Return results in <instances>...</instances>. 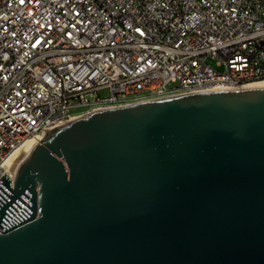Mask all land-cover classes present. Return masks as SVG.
Masks as SVG:
<instances>
[{
    "label": "water",
    "instance_id": "95a60500",
    "mask_svg": "<svg viewBox=\"0 0 264 264\" xmlns=\"http://www.w3.org/2000/svg\"><path fill=\"white\" fill-rule=\"evenodd\" d=\"M45 135L0 179V264H264V87Z\"/></svg>",
    "mask_w": 264,
    "mask_h": 264
},
{
    "label": "built area",
    "instance_id": "2783aa9c",
    "mask_svg": "<svg viewBox=\"0 0 264 264\" xmlns=\"http://www.w3.org/2000/svg\"><path fill=\"white\" fill-rule=\"evenodd\" d=\"M262 40L264 0H0V179L13 189L12 151L84 110L264 80Z\"/></svg>",
    "mask_w": 264,
    "mask_h": 264
},
{
    "label": "bare ground",
    "instance_id": "6f19581e",
    "mask_svg": "<svg viewBox=\"0 0 264 264\" xmlns=\"http://www.w3.org/2000/svg\"><path fill=\"white\" fill-rule=\"evenodd\" d=\"M262 78H264V71H262ZM254 81V82H253ZM257 81V74H247L246 76H236L235 77V84H245L243 86H240L239 88H260L264 87V80H258ZM251 82V83H249ZM182 83L184 85H192V78L189 76H182ZM220 88V81H213L210 82V89L218 90ZM239 88H234V89H239ZM230 88H224L221 90H226ZM122 107H109V106H95L92 107L88 110H92L91 112L85 114V115H75L72 116L68 121H66L62 127H66L72 123H75L83 118H86L88 116L101 113V112H106V111H111L115 109H119ZM92 113V114H91ZM46 135L41 136V137H36V138H30L26 141H24L21 145L16 147L12 153L7 157L4 163V169L9 172L11 175H15L18 168L20 165L23 163L24 159L27 157V155L32 151L34 146L38 144L40 141L45 139Z\"/></svg>",
    "mask_w": 264,
    "mask_h": 264
},
{
    "label": "rangeland",
    "instance_id": "374dc122",
    "mask_svg": "<svg viewBox=\"0 0 264 264\" xmlns=\"http://www.w3.org/2000/svg\"><path fill=\"white\" fill-rule=\"evenodd\" d=\"M254 82V81H253ZM255 82H259V81H255ZM249 83H251V82H249ZM92 110H84V112L83 113H81V114H79V115H85V114H87V113H89V112H91ZM92 114V113H91Z\"/></svg>",
    "mask_w": 264,
    "mask_h": 264
}]
</instances>
